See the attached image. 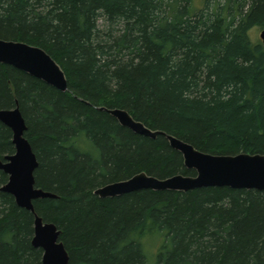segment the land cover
<instances>
[{
  "label": "trees",
  "instance_id": "obj_1",
  "mask_svg": "<svg viewBox=\"0 0 264 264\" xmlns=\"http://www.w3.org/2000/svg\"><path fill=\"white\" fill-rule=\"evenodd\" d=\"M264 0H0V40L44 50L67 91L0 64V110L17 103L38 166L32 202L68 264H264V191H93L145 173L194 176L164 136L210 155H264ZM14 152L0 123V160ZM7 176L0 171V187ZM33 218L0 191V264H41ZM157 248V249H156Z\"/></svg>",
  "mask_w": 264,
  "mask_h": 264
},
{
  "label": "water",
  "instance_id": "obj_2",
  "mask_svg": "<svg viewBox=\"0 0 264 264\" xmlns=\"http://www.w3.org/2000/svg\"><path fill=\"white\" fill-rule=\"evenodd\" d=\"M264 44V29L259 33ZM0 64L11 66L41 80L60 92L67 91V82L59 65L41 48L16 41L0 40ZM122 126L135 134L155 139L164 136L168 145L177 151L186 169L194 176L174 175L157 179L138 173L127 180L99 187L93 194L99 198H112L139 190L186 192L208 187H228L264 191V155L239 153L236 155H210L191 145L165 134L153 131L136 121L121 109L101 108ZM0 123L11 132L14 152L0 160V171L7 181L0 191L10 195L17 207L32 215L33 231L30 245L42 251L41 264H68V254L59 240L60 231L52 223L34 212L32 202L38 199H55L56 195L35 187L34 171L38 166L31 146L24 137L26 125L17 103L11 109L0 110Z\"/></svg>",
  "mask_w": 264,
  "mask_h": 264
},
{
  "label": "rangeland",
  "instance_id": "obj_3",
  "mask_svg": "<svg viewBox=\"0 0 264 264\" xmlns=\"http://www.w3.org/2000/svg\"><path fill=\"white\" fill-rule=\"evenodd\" d=\"M260 31L261 30L258 28H253L250 31L249 36L253 42L259 41ZM156 245H159L158 239H145V240H143V246H144V250H145V253L147 255V260H148L149 264H154V255H155V251H156L155 250Z\"/></svg>",
  "mask_w": 264,
  "mask_h": 264
}]
</instances>
